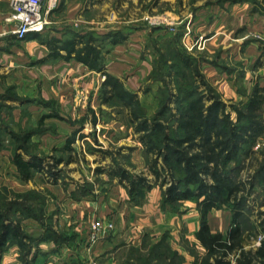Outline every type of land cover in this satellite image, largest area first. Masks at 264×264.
I'll use <instances>...</instances> for the list:
<instances>
[{"label":"rangeland","instance_id":"1","mask_svg":"<svg viewBox=\"0 0 264 264\" xmlns=\"http://www.w3.org/2000/svg\"><path fill=\"white\" fill-rule=\"evenodd\" d=\"M10 3L0 1V211L20 224L28 248L22 250L11 240L4 255L16 247L20 264H34L46 236L67 238L52 209L57 193L74 190L76 195H86L97 188H112L119 181L112 175L119 162L131 174L151 180L152 189L161 192L159 205L176 214L182 225L179 233L167 231L158 241L145 238L143 251L129 249L122 263L213 261L196 236L188 237L187 224L195 220L190 218L198 216L201 221L199 199L174 207L165 204L163 193L171 183L155 182L150 171L152 157L139 140L132 112L164 124L171 136H177L175 116L192 94L204 95L207 105L212 96L228 106L246 102L255 85L264 83V0H61L57 12L49 17L45 38L54 30L70 29L72 24L64 23L70 16L85 21L75 30L97 36L121 30L127 35L124 43H106L105 64L110 74L138 95L140 106L133 111L117 98L105 101L103 73L90 92L84 85L70 90L63 82L50 83L46 66L29 52L27 41L16 40ZM73 137L76 141L70 150ZM155 139L163 146V134ZM18 145L26 149L18 151ZM254 150L229 164L235 179L247 184L240 196L246 198L242 228L248 236V250H256L264 238V180L256 179L264 164V138ZM17 151L40 159L42 166L30 181L22 180L15 165ZM58 159L64 161L58 163ZM150 191H142L135 201L129 197L130 202H147ZM192 212L196 215H187ZM207 219L210 227L228 229L233 220L231 205L210 211Z\"/></svg>","mask_w":264,"mask_h":264},{"label":"trees","instance_id":"2","mask_svg":"<svg viewBox=\"0 0 264 264\" xmlns=\"http://www.w3.org/2000/svg\"><path fill=\"white\" fill-rule=\"evenodd\" d=\"M33 37H40V34L31 33L26 40ZM127 38L121 30L99 36L75 31L69 39L40 41L50 51L47 59L76 60L90 70L103 73L106 78L102 95L108 97L105 101L117 98L125 108L133 111L140 106L138 95L126 89L121 78L110 74L105 64L106 43L118 45ZM183 62L189 65L187 60ZM193 96L195 94L191 95L192 98L175 116L177 136H171L164 124L151 122L135 110L132 112L135 131L139 134L146 154L152 157L150 171L156 183H171L163 193L165 204L174 207L185 200L199 199L202 212L200 228L195 236L207 256L213 257V261L207 264H264V238L256 250L246 249L249 240L242 228V209L246 198L240 196V193L247 189V184L237 181L229 168V164L240 154H253L255 146L264 138V87L257 84L247 101L240 106H228L215 96L210 98L212 102L207 105L204 95ZM232 113L236 114L235 119ZM160 134L164 135L163 146L155 142V137ZM25 138L29 140L30 134ZM75 141L74 137L70 139L68 149H72L71 145ZM23 149H26L24 145H18V151ZM18 151L15 165L22 180L30 181L35 169H40L42 164L37 156ZM63 161L57 160L58 163ZM116 164L112 175L119 178L133 201L142 191H150L154 187L147 177L133 175L121 167L119 162ZM256 179L264 180V164L257 171ZM254 183L252 181L250 185L253 187ZM226 204L232 207V223L225 233L213 232L207 215ZM24 237L20 224L0 211V264L11 240H15L22 250L28 248Z\"/></svg>","mask_w":264,"mask_h":264},{"label":"crops","instance_id":"3","mask_svg":"<svg viewBox=\"0 0 264 264\" xmlns=\"http://www.w3.org/2000/svg\"><path fill=\"white\" fill-rule=\"evenodd\" d=\"M60 3L61 0L50 16L57 12ZM83 22L85 21L80 18L70 16L64 21L65 24H72L69 25L71 26L70 29L54 30L50 37L45 38L44 36L48 32L47 28L44 33L40 34V37H33L24 41L28 43L29 52H34L36 60L42 61L39 63L46 66L45 70L51 76L50 83L54 85L63 82V86L70 90H77L84 85V90L90 92L96 88V79L99 80L98 77L102 73L90 70L76 60L47 59L50 51L40 41L41 39L53 38L69 39L73 32L79 31L75 30L74 27ZM2 32L0 26V37L3 35ZM16 40L18 39L16 38ZM259 85L264 87V83ZM100 155L105 159L107 158L104 154ZM76 162L79 161L76 160ZM115 180H119V178L115 177ZM117 183L112 188H102L101 190L97 188L94 192L86 195H76L74 190L58 193L55 191L58 195V201L55 203V208L52 209L57 211L58 226L66 232L67 238L57 240L49 237V239L40 241L38 248L40 254L34 258V264H123L122 256L129 249H138L139 247L143 251L145 238L160 240L167 231H171L172 234L180 232L182 226L179 222L180 218H177L176 214L168 213L159 205L161 192L157 188L149 192L147 202L138 205L130 202V195L126 187L121 185L119 181ZM187 215L196 214L192 212V214ZM184 218L185 214L182 215V220ZM96 219L113 222L115 230L102 234L99 240L92 244L89 239L91 224ZM190 219H195L196 222L194 220L192 224H187L189 228L188 237H195L200 228L199 217L192 216ZM211 229L213 232L220 231L222 233L228 230L213 226ZM17 253V248L12 247L3 255L4 264H20ZM41 254H44L45 257L42 258Z\"/></svg>","mask_w":264,"mask_h":264},{"label":"built area","instance_id":"4","mask_svg":"<svg viewBox=\"0 0 264 264\" xmlns=\"http://www.w3.org/2000/svg\"><path fill=\"white\" fill-rule=\"evenodd\" d=\"M59 5V0H11V22L15 24V35L24 41L31 33H44L50 25V14ZM106 76L103 75V79ZM113 222L96 219L91 224L90 242L96 243L102 234L112 231Z\"/></svg>","mask_w":264,"mask_h":264}]
</instances>
